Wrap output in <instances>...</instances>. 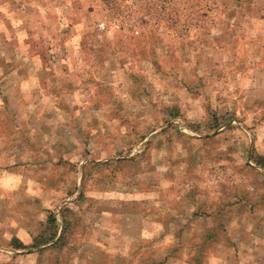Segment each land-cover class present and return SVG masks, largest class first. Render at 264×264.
I'll return each instance as SVG.
<instances>
[{
  "label": "rangeland",
  "instance_id": "1",
  "mask_svg": "<svg viewBox=\"0 0 264 264\" xmlns=\"http://www.w3.org/2000/svg\"><path fill=\"white\" fill-rule=\"evenodd\" d=\"M259 158L264 0H0V264H264Z\"/></svg>",
  "mask_w": 264,
  "mask_h": 264
},
{
  "label": "trees",
  "instance_id": "2",
  "mask_svg": "<svg viewBox=\"0 0 264 264\" xmlns=\"http://www.w3.org/2000/svg\"><path fill=\"white\" fill-rule=\"evenodd\" d=\"M167 110H168V113L172 119L178 117L177 113L174 114L175 112H173L176 110L175 108H169ZM257 165L264 168V158H261V159L259 158L257 160ZM65 223L63 225V227H64L63 228V234L66 231L65 230V226H66ZM58 232H59V223L57 221V218L52 214V215L48 216L47 226L45 227L44 231L33 241L32 246L34 248H39L41 246H44V245L54 241L58 236ZM63 234H62L61 238L58 239V241L52 245V248H57L58 246H61L62 241H63V237H64ZM23 247L24 246H21V244H18L16 248L22 249Z\"/></svg>",
  "mask_w": 264,
  "mask_h": 264
}]
</instances>
